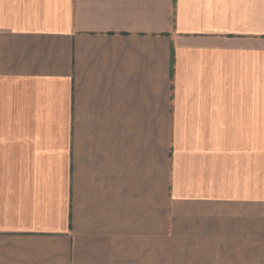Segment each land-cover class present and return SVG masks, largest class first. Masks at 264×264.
<instances>
[{
	"label": "crops",
	"instance_id": "1",
	"mask_svg": "<svg viewBox=\"0 0 264 264\" xmlns=\"http://www.w3.org/2000/svg\"><path fill=\"white\" fill-rule=\"evenodd\" d=\"M0 264H264V0H0Z\"/></svg>",
	"mask_w": 264,
	"mask_h": 264
}]
</instances>
